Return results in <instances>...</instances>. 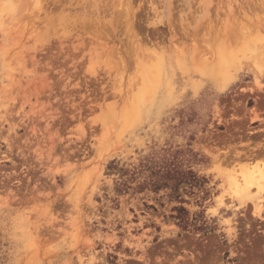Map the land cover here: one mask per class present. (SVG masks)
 Listing matches in <instances>:
<instances>
[{"label":"rangeland","instance_id":"rangeland-1","mask_svg":"<svg viewBox=\"0 0 264 264\" xmlns=\"http://www.w3.org/2000/svg\"><path fill=\"white\" fill-rule=\"evenodd\" d=\"M0 264H264V0H0Z\"/></svg>","mask_w":264,"mask_h":264},{"label":"trees","instance_id":"trees-1","mask_svg":"<svg viewBox=\"0 0 264 264\" xmlns=\"http://www.w3.org/2000/svg\"><path fill=\"white\" fill-rule=\"evenodd\" d=\"M164 162L166 163L163 167H160L161 169L152 171V174L157 176L153 181L156 189H160V187H171L175 194L179 192V186L182 183H186L190 188L199 187L203 184L205 177L198 175L192 169L184 170L180 166V161L177 156L172 157V159H166ZM174 210L176 214L173 217L182 229L200 230L203 228L196 223L198 221L197 217L200 215L190 217L189 211L183 206L174 207ZM211 229L213 228L209 227V231Z\"/></svg>","mask_w":264,"mask_h":264},{"label":"bare ground","instance_id":"bare-ground-1","mask_svg":"<svg viewBox=\"0 0 264 264\" xmlns=\"http://www.w3.org/2000/svg\"><path fill=\"white\" fill-rule=\"evenodd\" d=\"M116 3V2H115ZM88 5V4H87ZM122 5V4H121ZM119 7V6H118ZM117 12V11H116ZM115 12V13H116ZM43 13V12H42ZM118 13V12H117ZM123 16V15H122ZM37 18V17H36ZM26 19V18H25ZM36 20V19H35ZM25 21V20H24ZM23 21V22H24ZM37 21V20H36ZM118 21V20H117ZM92 25V24H91ZM206 27V26H205ZM53 28V27H52ZM87 29V28H86ZM207 29V28H206ZM211 29V28H210ZM57 30V29H56ZM207 32V31H206ZM30 34V33H29ZM233 35V34H232ZM238 36V35H237ZM236 37V36H235ZM199 38V37H198ZM234 38V37H233ZM240 40V39H239ZM101 42V41H100ZM125 42V41H124ZM117 46V45H116ZM123 47V46H122ZM108 48V47H107ZM119 51V50H118ZM114 53H115V50H114ZM121 53V52H120ZM125 53V52H124ZM182 54V53H181ZM118 55V54H117ZM210 55V54H209ZM141 56V55H140ZM206 56V55H205ZM204 56V57H205ZM115 57V56H114ZM203 60V59H202ZM123 61V60H122ZM130 61V60H129ZM201 62V61H200ZM125 63V62H124ZM134 64V63H133ZM123 65V64H122ZM131 65V64H130ZM133 66V65H132ZM256 67V66H255ZM259 67V66H258ZM263 67V66H262ZM125 69V68H124ZM221 70V67H219V68H216V71H215V69L214 70H212V73L216 76V74L217 75H221L222 74V70ZM217 77V76H216ZM254 179V178H253ZM254 181V180H253Z\"/></svg>","mask_w":264,"mask_h":264}]
</instances>
